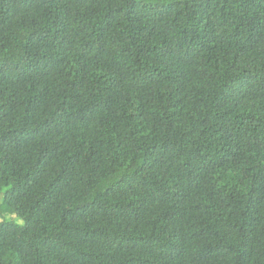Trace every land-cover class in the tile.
<instances>
[{
  "label": "trees",
  "instance_id": "16d2710c",
  "mask_svg": "<svg viewBox=\"0 0 264 264\" xmlns=\"http://www.w3.org/2000/svg\"><path fill=\"white\" fill-rule=\"evenodd\" d=\"M0 199V264H264V0H0Z\"/></svg>",
  "mask_w": 264,
  "mask_h": 264
},
{
  "label": "rangeland",
  "instance_id": "374dc122",
  "mask_svg": "<svg viewBox=\"0 0 264 264\" xmlns=\"http://www.w3.org/2000/svg\"><path fill=\"white\" fill-rule=\"evenodd\" d=\"M4 217V218H7V219H11L12 216H10L9 214H7L6 212H4L2 209H1V199H0V219ZM16 223H19V224H22V222L20 220H15Z\"/></svg>",
  "mask_w": 264,
  "mask_h": 264
}]
</instances>
